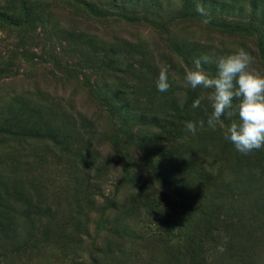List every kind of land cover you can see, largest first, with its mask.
<instances>
[{"label":"rangeland","instance_id":"rangeland-1","mask_svg":"<svg viewBox=\"0 0 264 264\" xmlns=\"http://www.w3.org/2000/svg\"><path fill=\"white\" fill-rule=\"evenodd\" d=\"M22 3H26L25 10ZM0 13L15 16L19 23L14 26L0 20V119H12L8 121L11 131L18 134V111L23 108L28 116L19 124L26 133H60L54 135L55 140L0 135V162L4 164L0 168L9 174V187L16 186L12 190L19 192L18 198L13 196L18 204L21 200L30 206L60 203L66 208L61 210L64 215L69 211L66 218H83L90 198L91 234L99 217L114 218V210L123 205L117 194L123 195L126 185L121 177L123 162L112 159L106 146L98 149L95 166L105 170L94 181L98 173L92 170L93 165L83 167L77 158L81 154L86 158L84 145L71 144V137L63 136L71 130L70 121L78 144L81 136L75 131L80 129L81 115L97 124L89 143L91 150L94 143L103 142L104 134L112 132L123 143L119 146L121 158L126 149L130 156H141L159 131L138 136L140 123L149 126L156 114V124L167 126L172 134L176 127L185 131L189 121L198 126L205 109L210 114L207 101L199 108L192 107L206 90L183 86L185 69L194 67V60L209 56L215 61L243 48L254 57L253 68L264 73V49L258 48L255 37L232 32L235 25L253 23L263 29L264 41V0H0ZM23 22L26 26L21 27ZM165 64L169 66L170 88L160 92L156 80ZM202 68L210 76L216 75L214 62L202 61ZM234 119L225 115L219 124L228 125ZM81 134L83 142L88 141L87 134ZM128 136L134 140L131 149L126 144ZM163 145L157 142L149 149L151 162L160 158L158 150ZM136 147L138 150H133ZM214 155L210 154L209 161ZM85 170L88 176L83 175ZM149 174L141 172L145 185L155 176ZM166 192L167 197H155L158 205L164 199L172 201L173 194ZM107 200L114 202L109 205ZM69 203L80 207L70 211ZM77 211L82 214H75ZM35 262L32 256L31 264ZM46 262L55 264L49 259Z\"/></svg>","mask_w":264,"mask_h":264},{"label":"trees","instance_id":"trees-1","mask_svg":"<svg viewBox=\"0 0 264 264\" xmlns=\"http://www.w3.org/2000/svg\"><path fill=\"white\" fill-rule=\"evenodd\" d=\"M20 6L26 9V3ZM85 7L91 9L88 3ZM116 17L131 20L123 15ZM14 18L0 13L1 21L19 26ZM20 25L26 26L25 22ZM232 32L255 37L258 48L264 49L263 29L253 23L235 25ZM207 110L201 112L204 127L198 125L195 135L187 130L179 132L177 127L169 133L167 126L156 124L155 114L149 126L140 123L137 129L138 136L158 130L156 139L147 141L143 155L130 156L126 149L122 158L119 146L123 143L112 132L104 134L103 142L94 143L91 150L89 143L97 124L79 116L80 129L75 131L81 136L78 144L74 123H68L71 130L63 136L71 137V144L84 145L86 158L82 154L77 158L83 167L93 165L92 170L98 173L94 181L105 170L96 169L98 149L106 146L112 151V159L123 162L121 177L126 185L119 188L123 195L117 192L123 205L114 210L117 214L114 218L99 217L93 234L89 232L90 198L84 207L88 212L75 213H81L83 218H66L69 211L64 215L61 210L66 208L60 203L30 206L21 200V205L13 199L19 195L17 189L12 190L16 186L9 187V174L0 168V264H31L32 256L34 264H47V259L55 264H264V148L241 154L224 138L225 123L218 124L215 130L207 126ZM24 116H28L27 112L19 109L18 134L11 131L8 121L12 119L5 118L3 122L0 119V135L12 139L48 136L55 140L54 135L60 134L43 130L28 134L19 124L24 122ZM82 131L88 141L83 142ZM127 138L126 144L131 149L134 140L131 136ZM157 142L165 145L158 150L160 158L151 162L149 149ZM212 152L214 159L209 161ZM117 153L119 157L114 155ZM66 155H70L67 148ZM0 167H4L2 162ZM142 171L155 175L146 185L141 179ZM83 175L88 176L87 170ZM166 191L173 194L172 201L164 199L158 205L155 197H167ZM111 201L107 200V204ZM68 206L70 211L80 207L71 203ZM41 216L44 220L39 221Z\"/></svg>","mask_w":264,"mask_h":264},{"label":"clouds","instance_id":"clouds-1","mask_svg":"<svg viewBox=\"0 0 264 264\" xmlns=\"http://www.w3.org/2000/svg\"><path fill=\"white\" fill-rule=\"evenodd\" d=\"M197 11L203 14L202 8ZM208 21L205 20V23ZM203 63H215L216 75L210 76L202 68ZM194 67L186 68L183 76L185 88L204 89L206 92L192 103L199 108L207 101L211 112L207 116V126L215 130L221 117H236L224 127V138L230 141L241 154L264 148V73L253 68L254 57L243 48L213 61L209 56L196 59ZM157 90L167 92L169 66L162 65L156 80ZM238 103L234 104L233 101ZM205 121H199L204 127ZM186 130L193 135L197 132L196 122H186Z\"/></svg>","mask_w":264,"mask_h":264}]
</instances>
